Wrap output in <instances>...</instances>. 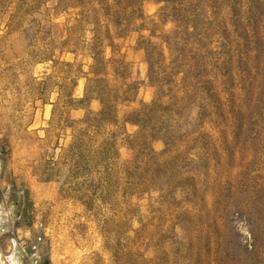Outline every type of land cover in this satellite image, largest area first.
I'll list each match as a JSON object with an SVG mask.
<instances>
[{"label": "trees", "instance_id": "1", "mask_svg": "<svg viewBox=\"0 0 264 264\" xmlns=\"http://www.w3.org/2000/svg\"><path fill=\"white\" fill-rule=\"evenodd\" d=\"M143 1L54 2V13L74 15L62 49L91 60L87 74L78 65L86 78L79 103H100L82 120H64L73 131V171L107 175L117 140L133 153L122 169L137 190L170 199L179 192L194 201L218 171L223 180L204 215V239L214 253L222 252L220 232L235 219L245 234L233 264H264V177L248 170L264 151V0H157L160 7L150 17ZM132 34L155 94L120 122L117 108L135 97L138 85L129 82L131 64L116 58L117 42ZM74 103L70 92L64 105ZM127 123L136 126L135 134L121 133ZM157 140L160 152L152 147ZM230 162H238L234 174Z\"/></svg>", "mask_w": 264, "mask_h": 264}, {"label": "rangeland", "instance_id": "2", "mask_svg": "<svg viewBox=\"0 0 264 264\" xmlns=\"http://www.w3.org/2000/svg\"><path fill=\"white\" fill-rule=\"evenodd\" d=\"M54 2L0 0V264H10L9 257L15 264H233L245 234L241 223L229 219L220 232L222 252L204 239V215L223 180L218 171L194 201L179 192L170 199L137 190L122 169L133 153L120 140L107 175L73 171V131L64 120H82L100 103H79L86 78L78 65L87 74L91 60L62 49L74 15L54 13ZM159 7L144 0L142 10L150 17ZM85 35L89 41L91 34ZM136 40L132 34L117 42L116 58L131 64L129 82L138 85L135 97L117 108L120 122L155 94ZM70 92L75 103L67 108ZM120 131L133 135L137 128L127 123ZM152 147L160 152L163 144ZM254 158L248 170L264 177V151ZM237 166L229 163L233 174Z\"/></svg>", "mask_w": 264, "mask_h": 264}, {"label": "bare ground", "instance_id": "3", "mask_svg": "<svg viewBox=\"0 0 264 264\" xmlns=\"http://www.w3.org/2000/svg\"><path fill=\"white\" fill-rule=\"evenodd\" d=\"M7 260H8V262H9L10 264H15V262L12 261L11 257H9Z\"/></svg>", "mask_w": 264, "mask_h": 264}]
</instances>
